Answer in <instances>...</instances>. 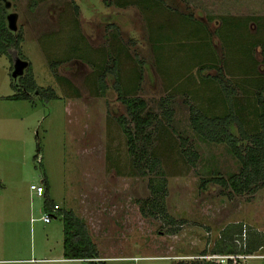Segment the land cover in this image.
Returning <instances> with one entry per match:
<instances>
[{
  "label": "rangeland",
  "instance_id": "1",
  "mask_svg": "<svg viewBox=\"0 0 264 264\" xmlns=\"http://www.w3.org/2000/svg\"><path fill=\"white\" fill-rule=\"evenodd\" d=\"M107 2L110 5L105 0H38L33 6L32 0H0L9 24L10 17H16L15 34L23 35L13 77L12 64L0 56V264H90L64 259V222L59 215L50 224L42 221L46 199L73 211L86 224L103 258L96 264L193 262L234 225L247 231L239 246L246 245L251 233L264 239V187L243 195L215 183L202 187L205 180L239 173L240 165L225 145L204 142L191 129V104L215 115L224 109L219 86L204 79L193 62L191 54L197 49L191 50V45L196 42L197 48L199 42L188 38L193 30L201 31V37L204 28L210 34L223 80L238 87L233 102L246 109L252 127L255 89L243 85L246 78H264L263 47H256L247 60L249 66L255 63V71L245 68L249 76L238 67L246 63L249 41L264 44V21L258 19L264 18V0H163L153 13L141 4L121 8L117 0ZM228 16L241 19L237 24L246 28L231 33L226 26L227 31L221 21ZM160 26L165 27L163 38L154 43ZM221 34L228 35L226 40ZM227 42L229 53L224 50ZM118 44L131 57L123 55L116 68L119 86L130 91L137 85L134 68L144 62L143 79L131 96L145 100L147 111L162 124L163 100H170L174 112L168 136L157 141L155 133L146 146L161 160L154 173L143 163L136 165L129 152L118 121L128 114L119 101L115 77L106 76L105 94L99 89L97 66L107 61L111 67ZM179 44L189 45V50ZM156 46L163 47L158 51L160 64ZM225 58L233 74L221 65ZM53 62H59L54 71ZM29 65L39 88L53 89L57 98L45 100L34 92L33 101L8 99L22 90L19 79ZM208 74L218 76L215 70L203 75ZM233 133L239 137L237 129ZM182 139L188 142L184 149ZM186 148L198 153L195 165L181 154ZM44 181L49 191L39 198L30 186H45ZM151 181L165 186L164 208L175 224L142 214L141 207L152 197ZM253 255L264 256V245ZM244 264H264V259Z\"/></svg>",
  "mask_w": 264,
  "mask_h": 264
},
{
  "label": "trees",
  "instance_id": "2",
  "mask_svg": "<svg viewBox=\"0 0 264 264\" xmlns=\"http://www.w3.org/2000/svg\"><path fill=\"white\" fill-rule=\"evenodd\" d=\"M163 0H117L116 5L121 8H127L132 5H139L145 8V11L152 12L153 8H160ZM38 4V0H32V5ZM106 5H110L107 0H105ZM8 13L4 5L0 4V56H5L8 58L10 64L11 76L13 77L14 65L17 60L22 57L21 45L23 43L22 31L15 34L10 27L8 21ZM260 21H264V18H258ZM257 19V20H258ZM214 20V18L212 19ZM250 20H256L255 18ZM239 21V22H237ZM242 20L239 18L222 17V26H227V28L232 31L240 30L246 28L240 23ZM226 28V29H227ZM165 29L164 26H160L157 33L154 34L156 38L154 43L158 39L163 38L161 32ZM173 34L178 35V31L173 29ZM205 36L201 37V31L193 30L190 32L189 39L198 41L197 48L191 45V50L197 49L193 54V62L196 61L197 67L199 68V73L206 80H214L215 83L220 88V93L223 96V112L219 115H215L212 111L203 110L196 105H190V126L192 131L197 135V137L210 144L225 145L229 153L237 160L240 165V171L237 174L231 175L228 179L224 178H211L209 180L203 181L202 187H206L210 183H215L224 188L231 189L237 195H243L248 192L255 193L258 189L264 187V78L259 80H254L255 78H246L244 80L243 87H252L255 89L253 96L255 98V110L252 112L254 115L253 125L250 127L251 122L245 119V108L239 106V103H234L233 98L237 95V88L232 86L231 82L227 83L223 80L221 70H219V59L213 50V45L211 43L210 34L207 33L204 28ZM228 31V29H227ZM228 33V35L230 34ZM246 32V31H245ZM175 35V36H176ZM222 35V34H221ZM228 35H222L223 40H226ZM117 36V35H116ZM118 37V36H117ZM249 38V35H246ZM115 38V37H114ZM229 42V41H228ZM225 43L226 48L224 49L229 53L230 43ZM182 48L189 50L187 44H179ZM206 48V50L202 49ZM263 47L264 44L257 41H249V46H247L244 58H246V63L241 68L239 65L238 69L240 72H244L249 76L250 72L247 73L246 69L249 68L255 71V63L253 66H249L250 62L247 60H252L253 50L256 47ZM163 47L156 46L157 49V62L160 64L161 59L158 54L159 49ZM200 49V50H199ZM187 50V51H188ZM114 56L111 59V67H109V62H104V66H97L99 71V85L100 91L103 94L107 91V85L105 83V78L108 75L115 77V88L119 94V101L126 107L128 118L122 117L118 121L123 128V131L127 137L129 152L135 159V164L141 166L144 164L145 168L149 172L154 173L156 169H159L161 160L156 154L154 149L148 152L146 148L147 145H151L150 139L156 133L157 141H161L162 137L168 136V131L173 123L174 112L170 107V100H163V105L165 107L163 115L165 117V124L157 121V116L151 114L147 111V103L145 100L139 97L131 96V93H135L139 82L142 81L144 76V62L138 63V67L134 68V78L137 85H135L130 91L123 90L120 86V72H117L116 68L122 62V56L125 55L128 59H131L130 55L124 49L121 44H118L114 49ZM188 54V53H187ZM189 55V54H188ZM190 55V57H191ZM196 55V56H194ZM108 63V64H107ZM59 62L51 63L52 70ZM228 58L223 59L221 65H224L229 74H233L228 70L229 65ZM236 64V63H235ZM108 65V66H107ZM246 68V69H245ZM217 71L218 76H210L209 74L204 76L206 71ZM243 70V71H242ZM252 75V74H251ZM250 75V76H251ZM253 75H256L253 73ZM62 80L65 84L70 86V82L62 77H57ZM255 82V84H250ZM19 84L22 90L18 91L15 95L8 97L10 100H23V101H33L32 93L39 92L40 96L45 100L57 98V94L53 89H42L39 88L32 66L29 65L26 73L19 79ZM11 87L16 90L14 83ZM98 89V91H99ZM154 127V125H156ZM250 127V128H249ZM237 129L239 137H237L233 130ZM247 144H243V143ZM141 143V152H138V145ZM181 145L183 149L188 147V142L186 139L181 140ZM184 159L191 165H195L199 159V155L196 151L191 148H186L181 153ZM44 187H46V195L49 191V185L44 181ZM151 199L145 201V205L141 207V212L144 216L159 217L162 216L163 220L167 223L175 224L173 219H169L167 212L164 208V196L166 194L165 186L163 184H155L154 181L150 182ZM57 206L59 210L55 215H59L64 222V244L63 253L65 260H79L88 261L90 264H96V260L103 259L99 256L97 246L94 244L90 238L88 228L86 224L77 217L73 211L61 210L58 204L51 203L50 200L46 199L44 204V212L52 213L54 207ZM247 231L244 229L243 225L228 226L222 233V237L216 242L215 246L211 250H204L201 255L206 254H242V255H253L258 249L262 248L264 245V239L259 238L258 235L249 234V239L246 238V245L239 246L237 241L243 240V233ZM254 233V232H253ZM248 241V242H247ZM100 264H105L102 260L99 261ZM177 264H212L207 261H197L186 262L185 260L178 262Z\"/></svg>",
  "mask_w": 264,
  "mask_h": 264
},
{
  "label": "built area",
  "instance_id": "3",
  "mask_svg": "<svg viewBox=\"0 0 264 264\" xmlns=\"http://www.w3.org/2000/svg\"><path fill=\"white\" fill-rule=\"evenodd\" d=\"M30 190L34 192L39 198H43L46 193V189L43 185L33 184L30 186ZM58 210L59 208L55 206L52 213L44 212V217L42 221L45 224H50ZM253 258L264 259V256L242 255V254H231V255L206 254V255H199L197 257H194L192 260L207 261L212 264H244L246 260Z\"/></svg>",
  "mask_w": 264,
  "mask_h": 264
},
{
  "label": "water",
  "instance_id": "4",
  "mask_svg": "<svg viewBox=\"0 0 264 264\" xmlns=\"http://www.w3.org/2000/svg\"><path fill=\"white\" fill-rule=\"evenodd\" d=\"M10 22H11V24H10V27H11V29L13 30V31H16V17L14 16H12V17H10ZM17 75V72L14 74V77Z\"/></svg>",
  "mask_w": 264,
  "mask_h": 264
},
{
  "label": "crops",
  "instance_id": "5",
  "mask_svg": "<svg viewBox=\"0 0 264 264\" xmlns=\"http://www.w3.org/2000/svg\"><path fill=\"white\" fill-rule=\"evenodd\" d=\"M44 211V210H43Z\"/></svg>",
  "mask_w": 264,
  "mask_h": 264
}]
</instances>
